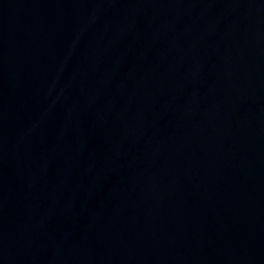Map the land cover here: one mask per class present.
<instances>
[{"label": "water", "instance_id": "1", "mask_svg": "<svg viewBox=\"0 0 264 264\" xmlns=\"http://www.w3.org/2000/svg\"><path fill=\"white\" fill-rule=\"evenodd\" d=\"M0 264H264V0H0Z\"/></svg>", "mask_w": 264, "mask_h": 264}]
</instances>
